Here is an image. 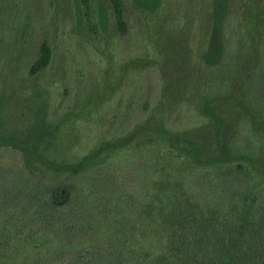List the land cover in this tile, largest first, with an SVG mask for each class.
I'll return each mask as SVG.
<instances>
[{"label": "rangeland", "instance_id": "1", "mask_svg": "<svg viewBox=\"0 0 264 264\" xmlns=\"http://www.w3.org/2000/svg\"><path fill=\"white\" fill-rule=\"evenodd\" d=\"M122 4L124 35L109 0H0V264L79 263L91 243L109 250L102 236L85 243L98 228H77V194L104 229L117 227L120 208L130 198L139 208L154 182L141 168L159 152L218 155L223 137L230 161L264 170V0ZM44 42L50 61L33 75ZM132 135L78 176L43 163L76 164ZM5 139L34 142L33 163ZM54 190L71 203L51 208Z\"/></svg>", "mask_w": 264, "mask_h": 264}, {"label": "trees", "instance_id": "2", "mask_svg": "<svg viewBox=\"0 0 264 264\" xmlns=\"http://www.w3.org/2000/svg\"><path fill=\"white\" fill-rule=\"evenodd\" d=\"M109 2L117 30L124 35L127 24L122 0ZM135 2L141 6L150 4L154 10L159 0ZM217 13L216 6L212 51L220 50L221 18ZM208 54L209 58L213 57L211 51ZM50 55L49 45L42 43L40 57L30 73L35 75L44 69ZM134 140L135 135H132L105 144L69 166L45 160L43 163L57 172L78 176L90 170L105 151L128 147ZM3 143L22 150L27 166L37 156L34 142L5 139ZM218 144V155H206L199 149L192 154L159 152L157 166L146 164L141 168V175L145 178L150 175L155 180L144 182L139 208L135 209L132 198L128 199L120 208L125 215L115 218L117 227L111 230L104 229L102 220L79 202L84 191L81 188L76 196V205L81 210L76 213L77 228L87 231L88 225L95 224L93 227L98 229L86 236L85 243L102 236L109 243V250L105 252L91 243L94 246L89 258L79 263L68 259L60 264H264V170L256 164L248 166L245 161L233 163L226 138L219 137ZM250 153L256 154L254 150ZM56 192L54 190L50 197L51 208L71 203L69 196L60 200ZM139 221L147 227L136 230L134 226ZM120 223H129L131 229H122Z\"/></svg>", "mask_w": 264, "mask_h": 264}]
</instances>
